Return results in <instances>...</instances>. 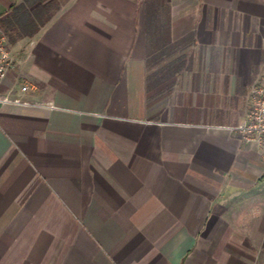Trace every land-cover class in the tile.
Segmentation results:
<instances>
[{"label": "crops", "instance_id": "crops-1", "mask_svg": "<svg viewBox=\"0 0 264 264\" xmlns=\"http://www.w3.org/2000/svg\"><path fill=\"white\" fill-rule=\"evenodd\" d=\"M0 12V264H264V0Z\"/></svg>", "mask_w": 264, "mask_h": 264}, {"label": "built area", "instance_id": "built-area-1", "mask_svg": "<svg viewBox=\"0 0 264 264\" xmlns=\"http://www.w3.org/2000/svg\"><path fill=\"white\" fill-rule=\"evenodd\" d=\"M12 63L8 38L0 24V87L6 80ZM23 90L27 91L28 87H23ZM234 130L242 143L256 145L264 151V74L253 90L252 105L246 122L235 126Z\"/></svg>", "mask_w": 264, "mask_h": 264}, {"label": "rangeland", "instance_id": "rangeland-1", "mask_svg": "<svg viewBox=\"0 0 264 264\" xmlns=\"http://www.w3.org/2000/svg\"><path fill=\"white\" fill-rule=\"evenodd\" d=\"M2 15H3V13H2V12H0V17H2ZM249 101H250V100H247V105H248L247 107H248V108H249V106H250V105H249V104H250V102H249Z\"/></svg>", "mask_w": 264, "mask_h": 264}]
</instances>
